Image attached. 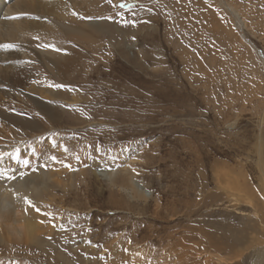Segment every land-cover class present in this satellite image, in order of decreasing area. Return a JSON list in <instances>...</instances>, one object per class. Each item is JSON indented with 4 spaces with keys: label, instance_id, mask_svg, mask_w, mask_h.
I'll list each match as a JSON object with an SVG mask.
<instances>
[{
    "label": "rangeland",
    "instance_id": "1",
    "mask_svg": "<svg viewBox=\"0 0 264 264\" xmlns=\"http://www.w3.org/2000/svg\"><path fill=\"white\" fill-rule=\"evenodd\" d=\"M28 1L0 10V264H264V0Z\"/></svg>",
    "mask_w": 264,
    "mask_h": 264
},
{
    "label": "bare ground",
    "instance_id": "2",
    "mask_svg": "<svg viewBox=\"0 0 264 264\" xmlns=\"http://www.w3.org/2000/svg\"><path fill=\"white\" fill-rule=\"evenodd\" d=\"M17 2V0L11 4L10 0H0V10L1 9H5L7 12V15H10L11 13H16V16L19 15V12H21L22 10L19 9L17 11V7L15 5V3ZM31 4H35L34 0L28 1ZM19 5H22V3L20 1H18ZM26 9H30V6H25ZM0 27L2 29H4L6 31V35H9V27H11V22H4L2 25H0ZM43 179H40L37 182V189L40 188L43 185ZM37 189H35L37 191ZM38 192V191H37ZM1 207V206H0ZM3 208L1 207L0 210H2ZM2 219H4L5 221L12 223L14 225L17 224H21L24 227V231L22 233L19 234V239L22 241V239L26 240V241H33L35 239V230H36V223L33 222L32 220H20V219H16L15 216H13L12 214H4L3 216H1ZM7 223V224H9ZM263 255L260 256V258H262ZM259 258V259H260ZM259 262H261L259 260ZM257 264V263H254Z\"/></svg>",
    "mask_w": 264,
    "mask_h": 264
},
{
    "label": "snow or ice",
    "instance_id": "3",
    "mask_svg": "<svg viewBox=\"0 0 264 264\" xmlns=\"http://www.w3.org/2000/svg\"><path fill=\"white\" fill-rule=\"evenodd\" d=\"M124 6L125 5H123V4L121 5V7H124ZM0 47H3V48H15L17 46L14 45V44H5V45H0ZM57 87H62V85H57ZM53 159H55V158L53 157ZM24 163L27 164L28 161H24ZM10 178L14 179L15 177H10ZM25 201H26L27 204H29V205H31L32 207L35 208V205L33 204V202L31 200H29L27 197H25ZM36 211H40V209L36 208Z\"/></svg>",
    "mask_w": 264,
    "mask_h": 264
}]
</instances>
